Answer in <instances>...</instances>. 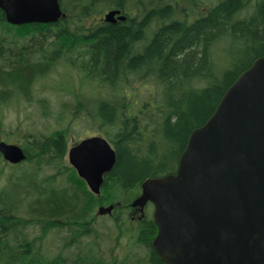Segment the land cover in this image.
<instances>
[{"label":"trees","instance_id":"16d2710c","mask_svg":"<svg viewBox=\"0 0 264 264\" xmlns=\"http://www.w3.org/2000/svg\"><path fill=\"white\" fill-rule=\"evenodd\" d=\"M120 2L131 17L116 23L101 19L111 0H59L65 16L49 23L11 24L0 9V109L34 99L62 61L83 84L66 86L64 106L96 122L116 156L95 195L65 163L64 129L24 132L20 162L0 154V264H165L150 210L133 219L129 204L145 178L174 172L190 131L264 56V0Z\"/></svg>","mask_w":264,"mask_h":264},{"label":"water","instance_id":"95a60500","mask_svg":"<svg viewBox=\"0 0 264 264\" xmlns=\"http://www.w3.org/2000/svg\"><path fill=\"white\" fill-rule=\"evenodd\" d=\"M11 24L55 22L58 0H0ZM118 10L104 16L114 21ZM119 20L124 15L117 17ZM0 154L15 163L24 150L0 140ZM115 151L101 136L68 149V161L99 193ZM131 202L153 205L157 228L151 246L165 264H264V56L227 87L211 116L190 131L173 173L145 178ZM100 205L98 214L110 213Z\"/></svg>","mask_w":264,"mask_h":264},{"label":"rangeland","instance_id":"374dc122","mask_svg":"<svg viewBox=\"0 0 264 264\" xmlns=\"http://www.w3.org/2000/svg\"><path fill=\"white\" fill-rule=\"evenodd\" d=\"M54 67L48 75L40 78L39 82L36 83L34 99L15 100L9 105L2 104L0 109V139L21 145V136L24 132L31 133L35 131L49 134L60 128L66 132L67 149L89 136L99 135L108 140L105 131L97 129V123L93 122L90 117L85 116L83 112L75 115L71 104L64 106V102L72 100V96L67 92L66 86L71 85L73 89H77V85H83L80 83L82 72L71 65L62 63V61ZM135 85L138 90L148 89L145 82H138ZM88 88V86H85L84 91L87 92ZM90 90L93 94L96 93L94 88ZM106 92L108 90L105 88ZM40 98L46 99L47 102L38 103L37 99ZM64 160L68 164L67 155L64 156ZM128 214L131 218L135 217L133 219H136V214L138 213L129 210ZM101 219H104L106 225H111V221L106 216H102L97 221L100 222ZM101 228L105 229L103 226Z\"/></svg>","mask_w":264,"mask_h":264},{"label":"flooded vegetation","instance_id":"af4514ba","mask_svg":"<svg viewBox=\"0 0 264 264\" xmlns=\"http://www.w3.org/2000/svg\"><path fill=\"white\" fill-rule=\"evenodd\" d=\"M121 0H112L111 2V4L109 5V7H107V11H109V10H111V9H117V10H119L120 12H119V14H125V16H126V19H124L125 21L127 20V19H129L130 17H131V15H129V13H127L125 10H124V7H123V3L121 4V2H120ZM117 22V21H116ZM116 22H114V23H116ZM149 206V207H148ZM150 207H152V205L151 204H147L146 205V207L144 208V212H143V214H141V213H139V215L138 214H136V215H134V216H136V219L137 218H139V219H141V218H143L144 216H145V209H146V211L148 210V208L150 209ZM133 212L135 213H137V211H135V209L133 210ZM133 218H135V217H133Z\"/></svg>","mask_w":264,"mask_h":264}]
</instances>
